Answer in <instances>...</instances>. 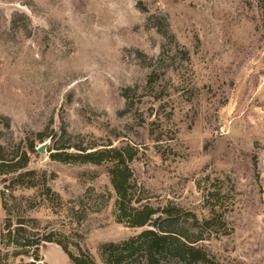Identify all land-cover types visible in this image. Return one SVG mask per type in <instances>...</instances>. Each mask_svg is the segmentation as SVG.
Instances as JSON below:
<instances>
[{
  "label": "rangeland",
  "instance_id": "obj_1",
  "mask_svg": "<svg viewBox=\"0 0 264 264\" xmlns=\"http://www.w3.org/2000/svg\"><path fill=\"white\" fill-rule=\"evenodd\" d=\"M0 115L5 153L26 151L43 178L13 195L96 259L141 229L115 221L108 164L50 153L129 144L153 204L198 219L220 205L207 252L264 264V0H0ZM4 217L0 196V231ZM39 253L71 264L54 242Z\"/></svg>",
  "mask_w": 264,
  "mask_h": 264
},
{
  "label": "trees",
  "instance_id": "obj_2",
  "mask_svg": "<svg viewBox=\"0 0 264 264\" xmlns=\"http://www.w3.org/2000/svg\"><path fill=\"white\" fill-rule=\"evenodd\" d=\"M7 127V118L0 115V133ZM98 147H91V150L78 148L74 153L57 151L50 153V157L61 162L108 164L109 180L115 193V221L141 230L122 241L99 244L96 259L80 246L75 238H81L78 233L49 229L40 219L29 215L38 203L26 204L16 198L13 191L18 187L43 186V178L35 170L27 169L29 154L26 151L9 157L0 142V175H6L0 189L5 212L0 231V264H46L39 253L40 246L46 242L59 245L71 264H222L200 244L221 209L216 201H206L210 216L202 219L173 201L155 205L136 181L130 166L135 147L129 144ZM29 149L35 151L33 146ZM42 194L61 205L58 194L49 187L42 188ZM73 209L74 206L69 211L74 212Z\"/></svg>",
  "mask_w": 264,
  "mask_h": 264
},
{
  "label": "water",
  "instance_id": "obj_3",
  "mask_svg": "<svg viewBox=\"0 0 264 264\" xmlns=\"http://www.w3.org/2000/svg\"><path fill=\"white\" fill-rule=\"evenodd\" d=\"M43 147H44L43 145L39 146V147L37 148V151L42 153V152H43V150H44V148H43Z\"/></svg>",
  "mask_w": 264,
  "mask_h": 264
}]
</instances>
